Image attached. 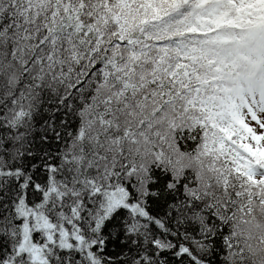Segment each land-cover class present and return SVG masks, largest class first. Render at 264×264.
Returning a JSON list of instances; mask_svg holds the SVG:
<instances>
[{"label": "snow or ice", "instance_id": "obj_1", "mask_svg": "<svg viewBox=\"0 0 264 264\" xmlns=\"http://www.w3.org/2000/svg\"><path fill=\"white\" fill-rule=\"evenodd\" d=\"M0 264H264V0H0Z\"/></svg>", "mask_w": 264, "mask_h": 264}]
</instances>
